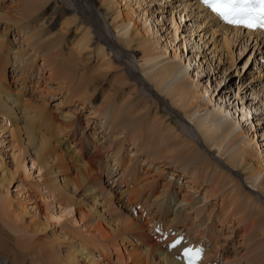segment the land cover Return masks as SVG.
Returning <instances> with one entry per match:
<instances>
[{"label": "bare ground", "instance_id": "1", "mask_svg": "<svg viewBox=\"0 0 264 264\" xmlns=\"http://www.w3.org/2000/svg\"><path fill=\"white\" fill-rule=\"evenodd\" d=\"M45 1L17 0L14 16L8 13L0 16L6 23L15 25L13 29L28 46L21 49L12 43L9 47L0 40V113L14 124L12 133L16 142L8 146L18 151V154L13 153L16 159L13 166L0 155V217L14 234L13 245L0 236V264H24L29 254L39 255L44 264H109L106 256H112L110 253L115 251L119 258L116 263L121 264H184L180 258L184 246L201 250L202 258L197 264H264V176L258 183L257 194L243 184L239 172L201 146L197 132L180 115L182 111L187 115L191 111L189 108L195 105H212L213 95L205 100V95L210 93L208 86L194 81L193 75L191 80H185L178 68L165 67L157 74L159 88L171 77L178 78H172L177 82L169 85L163 99L135 73L128 57L130 46L126 44L118 52L109 36L101 32L100 25L94 26V20L85 15L83 8L98 12L103 4H97V0H83V4L82 0H74L72 6L70 0ZM195 5L199 11L204 10L210 21L219 24L225 34L244 38L245 42L255 41L264 49L260 32L221 24L202 5ZM103 11L107 15L112 13L113 7L108 6ZM123 19L128 25L134 24V34L143 36L146 43L143 58L163 54L156 52L162 47L148 38L149 30L140 29L131 13H125ZM76 20L86 23V35L96 37L99 51L105 50L101 42L106 43L114 47L110 53L116 51V58L112 60L104 51V62H97V69L89 68L87 62L91 56H88L90 53L82 55L86 46L81 42L89 43L92 38L86 42L79 40L75 48L63 37L64 26ZM174 24L176 26L177 22ZM177 57L179 55L174 53V58ZM37 58H42L50 79L57 83V91L62 95L57 107L72 105L70 109L51 111L45 101L36 102L30 96L21 101L35 83L36 76L45 78L46 69L38 64ZM11 65L12 73L18 71L20 75L15 73L16 76L9 79L11 75L7 71ZM32 68L34 72L30 71ZM19 81H22L21 87L14 88ZM36 86L32 96L45 92L47 87L38 89L39 80ZM214 106L223 114L231 111L226 105ZM87 108L90 111L83 124L77 114ZM244 110L242 121L249 116L247 109L242 107ZM239 111L237 109L234 114ZM221 118L210 111L197 122L198 130L210 147L218 149L236 131V124L228 125L222 134L221 127L226 124ZM238 141L237 136L231 137L230 146L234 150L228 158L229 165H243L242 175L247 179L250 175L264 173V146H259L252 137L241 144ZM127 143L130 145L126 146ZM107 153L114 155V165H118L122 175L126 174L128 187L123 192L127 193L137 216L117 207L116 202L119 199L121 202L123 193L116 195L113 189L100 184L104 176L112 177L109 175L113 167L110 169L103 163ZM28 157L37 172L46 171L43 174L47 191L44 195L65 204L55 218L80 212L81 218L74 221L76 224L82 222V229L74 228L71 237V231L41 236V231L49 224L35 220L37 203H33L29 211L31 206L26 197L20 200L11 195V185L20 169L26 168ZM118 169L114 170L115 175L112 173L114 176H119ZM97 189L100 192H96ZM77 191L89 194L91 201L75 198L71 192ZM27 215L35 220L32 225H26ZM239 217L245 229L237 247L248 248L239 256H231L225 250L229 248L224 239L229 237L221 234L233 226L232 233L238 236L235 226ZM213 232L217 233V238ZM180 236L183 242L170 248L172 240ZM56 247L66 248L65 253H58L52 260ZM96 248L103 252H100L102 259L96 258Z\"/></svg>", "mask_w": 264, "mask_h": 264}, {"label": "rangeland", "instance_id": "2", "mask_svg": "<svg viewBox=\"0 0 264 264\" xmlns=\"http://www.w3.org/2000/svg\"><path fill=\"white\" fill-rule=\"evenodd\" d=\"M47 1L51 0H46L45 2ZM70 1L72 6L74 0ZM81 2V4L84 3L83 0ZM195 3L197 4V2L193 0H97V4L101 6L103 4L101 11L97 12L95 9H91L90 12L87 8H83V10L85 15H89L90 18L94 20V26L99 27L100 25L101 32L106 36H109V39L113 41V45L118 52H121L120 49L124 48V45L127 44L130 46L128 49L130 56L128 57L131 58L130 62L132 61L131 63L135 68V73L139 75L141 80L143 79L145 83L149 84L154 92L163 99L166 98V90L169 88V85L177 82L172 78H178V76L171 77L164 82L161 88H159L156 81L159 79L157 74L165 67L172 66L178 68L181 70L180 76L185 77V80H191L190 77L193 75L194 81L204 83L208 86L210 93L205 95V100L213 95L214 101L212 102V105L206 107L195 105L194 107L192 106V108H189L191 110H189L190 113L188 112L187 115H185L182 111L180 115L182 118L184 117L183 119L187 120V122L191 124V127L197 132L201 141V146L207 150H211L210 152L225 163L227 167L231 169L233 168L235 172H239L243 179H241L243 184L258 194L259 191L257 186L260 179L263 178L264 173H259V175L255 174L256 176L250 175L251 178L249 177L247 179L242 175L243 165L231 167L228 158L234 150L230 146L232 144H230L231 137L235 139L237 136V141L239 140L237 142L238 144L243 143L244 139L252 137L255 143L261 147L264 146V49H262L255 41L245 42L244 38L236 39L232 34H225V30L220 29L219 24L210 21V19L207 18L204 10L199 11L196 9ZM23 5L24 1L21 3V6ZM108 6L113 7V11L106 15L103 9ZM0 7L1 17H3L4 13L14 16L17 10V0H0ZM73 8L75 9V6ZM125 13H131V17L139 23L140 29L145 27L149 30L150 35H147L148 38L150 37L152 41H156L162 47V50L156 52H161L163 54H158L151 58H143L144 45L146 43H144L143 36L140 33L136 32L134 34V24L132 23L128 25V23L124 21L126 20L123 19ZM18 16L19 15L15 16V18H18ZM6 17L7 19L9 18L7 14ZM174 21L177 22L176 26ZM61 22L62 21L59 19L58 23L60 24ZM63 23L65 24L66 21ZM13 28H15L14 24H8L0 19V40H3V42L9 47L13 43L21 49L28 48L26 43L22 41L21 34H17ZM86 29V23L76 20L73 23L64 26L63 37L72 42L73 44L71 45L75 48H77L76 43L79 40L86 42V39L89 37L92 38L89 43L81 42L82 45L86 46V50L82 51V55L87 56L85 54L90 53L88 56L91 57L90 60H88L87 65L91 69L98 68V64L95 65L97 62H104V51H106L108 56L114 60L116 58V51L110 53L114 47H110L106 43L101 42L105 50L99 51L100 47L96 42V37H93L92 34H90V36L86 35ZM225 36H227L228 39L225 40ZM141 40H143V42H141ZM167 47L168 50H166ZM174 53L178 54L179 57L174 58ZM131 55H134V57L132 58ZM31 61H34V59ZM36 61L41 67H44L42 64V58H37ZM9 67L7 73L11 75L9 77V79H11L16 76L18 71L12 73V65ZM44 68L46 69L44 72L45 78H42V76L41 78L40 76H36L35 83H33L32 87L28 88V94L26 93L25 99L21 101L24 102L27 97L30 96V99L37 100L36 102L45 101L44 103H47L46 106L51 111L57 112L59 110L66 111L70 109L72 105L65 107L60 106V109L57 107L58 104H61L62 95L57 91V83L50 79V72L47 70L48 68ZM30 71L34 72L35 69L32 68ZM19 75L20 74L18 73L17 76ZM38 80L40 83L38 89L47 86L45 87L46 90L45 92L41 91V94L36 92L34 96H32L34 90L37 88L36 84ZM18 83V85H14V88L19 89L21 87L22 81H19ZM200 88H202V85ZM48 91H51L50 94L54 96H51L49 93L46 94ZM167 103H169L168 100ZM218 103L226 105V108L231 111H227L223 114V111H220V108L217 109L218 107L214 106L215 104L218 105ZM242 107L246 108L247 112H249V116H247L244 121H242V117L245 110L242 111ZM237 109L240 111L237 114H234ZM72 110H74V108ZM89 111V108H87L77 114L83 124L86 122V117H88ZM210 111L214 112L216 115L222 116L221 119L224 124H226L224 125L225 127H221L222 134L228 125L236 124L234 135L226 139V141L222 143L223 145L221 144L220 149L217 147H210L202 136V133L197 128L198 120L205 117ZM237 118H240L241 121L237 122ZM97 125H100V123ZM97 125L95 128H97ZM13 129L14 124L7 121L4 114L0 113V155L4 157V160L7 161L9 166H13L16 163L15 154L13 153L18 154V151H14V149H10L8 146L14 145L16 142L14 138L15 134L12 133V131H14ZM245 130L246 132L244 133L243 131ZM238 132H243V134H238V137ZM99 142H101V140ZM127 144L128 145L126 146L130 145L129 143ZM262 151L264 156V147ZM222 152H226L227 154H222ZM127 157H129V154H127ZM114 158V155L112 156L111 153H107L103 157V163L109 165L110 169L113 167L111 169V171L113 170V174L115 172L114 170L116 168L118 169V165H114ZM26 163V168H21L19 173L16 174L17 178L14 180L10 189L11 195L20 200L21 198L26 197L29 200L30 206L33 203H37V216L35 220L49 224L47 229L43 232L41 231V236L48 234L50 236H56L57 234L72 232L70 234L71 237L73 229L81 228L83 225L82 222H77L76 224L74 221L81 218L80 212L75 213V215L69 214L64 216V218L61 217V219H56L54 215L63 209L65 205L64 202L60 203L59 200H54L52 197L49 198L48 195L45 196L47 191L44 189L43 185L45 181L43 174L46 173V171L42 170L41 173H39L35 168L31 167L32 159L30 157L26 159ZM119 170L120 169H118L119 176H114L115 174L113 175L110 173L109 177H112L108 179V176H104L100 184H102V187L104 188L113 189L116 195H118V193H123L124 197L121 202H119L120 199L116 202L118 205L117 207L122 208L125 212L131 213L133 216H137L134 215L132 210L133 206L128 202L130 199H128L127 193L124 194L123 192L128 187V182L124 178L126 177V174L122 175V172H119ZM170 170L174 171V168H171ZM170 176L171 175L169 174L167 177L170 178ZM174 177L177 176L174 175ZM102 187L100 189H102ZM96 192L100 191L97 189ZM18 193L19 195H17ZM71 194L75 196V198L77 197L78 200L91 201L89 194L86 196L82 191L71 192ZM177 196L178 195L176 194V199H178ZM136 201L133 202V205L136 204ZM31 208L32 206L29 207V211ZM84 209L86 210V208ZM101 209L102 208L99 206L98 210L100 211ZM1 214L2 212L0 213V216H2ZM103 214L105 215V213ZM47 215L49 216V219L47 218ZM238 219L235 226V231L238 236H236V233H232L233 226H230L225 233L221 234V236L229 237L224 239L227 241L225 246L229 248H225V250L227 254L231 256L236 254L239 256L248 248V246H244L243 249L237 247V242L241 240L240 237L245 229V227L241 225L242 222L240 217ZM35 220L31 218V215H27L25 223L26 225H32ZM7 228L8 226L4 224V221L1 220L0 217V236L7 244L13 245L14 241L12 240V237H14V234ZM213 234L217 238V233L213 232ZM257 239H259V236ZM56 249L57 252L53 254L52 260L56 259L58 253H65L66 248L61 247V249H58V247H56ZM3 252L7 254L6 251L3 250ZM100 252L103 254L99 249L94 251L96 258L98 257L99 259H102L103 256ZM110 254L112 256H106L109 264H121L119 262L116 263L117 259H119L116 251ZM217 255L219 256V252H217ZM38 256L39 255L36 254L27 255L24 264H44L43 261L39 260ZM211 260H214V258Z\"/></svg>", "mask_w": 264, "mask_h": 264}, {"label": "snow or ice", "instance_id": "3", "mask_svg": "<svg viewBox=\"0 0 264 264\" xmlns=\"http://www.w3.org/2000/svg\"><path fill=\"white\" fill-rule=\"evenodd\" d=\"M205 3L230 24L250 29L264 28V0H205ZM191 251L186 249V254Z\"/></svg>", "mask_w": 264, "mask_h": 264}]
</instances>
